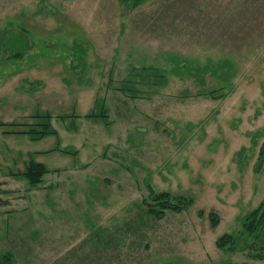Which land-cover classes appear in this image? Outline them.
<instances>
[{
	"label": "rangeland",
	"instance_id": "1",
	"mask_svg": "<svg viewBox=\"0 0 264 264\" xmlns=\"http://www.w3.org/2000/svg\"><path fill=\"white\" fill-rule=\"evenodd\" d=\"M131 2L0 0V259L264 264V0ZM148 187L193 205L157 221Z\"/></svg>",
	"mask_w": 264,
	"mask_h": 264
},
{
	"label": "trees",
	"instance_id": "2",
	"mask_svg": "<svg viewBox=\"0 0 264 264\" xmlns=\"http://www.w3.org/2000/svg\"><path fill=\"white\" fill-rule=\"evenodd\" d=\"M130 10L140 6L146 0H131ZM13 58H20L19 54H16ZM224 78L222 79L223 83H226L228 80V74H223ZM99 116L88 115L86 118H97ZM50 119L49 116H47ZM29 126L28 124H9L7 127L12 129L8 132H4L7 135H24L29 137L30 140L38 141L45 137L55 135V131L51 126L46 123L44 125H38L41 130L38 132L36 129H24V127ZM258 163L259 167H264V145L261 147L258 154ZM48 174V170L44 165L36 163L32 159L28 160V163L25 165L24 171L20 174V177L25 180L30 187H36L41 184L42 178ZM1 187V183H0ZM148 189V196L143 200V205L147 209V212L157 221H161L165 218L166 214L181 215L188 208L193 205V201L189 198L178 196L173 198L168 193H155L150 187ZM209 223L211 228H215L218 224V218L215 214L211 213L209 215ZM243 234L248 236L257 235L264 228V205L259 206L256 210L250 212L245 216L243 220ZM233 238L230 235H223L219 238L215 245L221 251L232 252L233 248ZM260 250L259 254L251 256L256 260H264V247ZM11 257L7 255L0 259V264L10 263Z\"/></svg>",
	"mask_w": 264,
	"mask_h": 264
}]
</instances>
